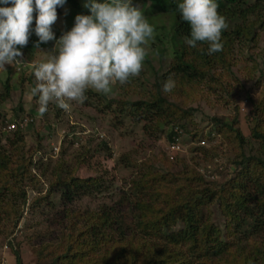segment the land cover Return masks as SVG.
Returning a JSON list of instances; mask_svg holds the SVG:
<instances>
[{
    "label": "trees",
    "instance_id": "trees-1",
    "mask_svg": "<svg viewBox=\"0 0 264 264\" xmlns=\"http://www.w3.org/2000/svg\"><path fill=\"white\" fill-rule=\"evenodd\" d=\"M147 2L143 14L148 17H160L162 14L166 16L167 22V26L162 22L152 25L158 31L154 38L156 41L151 45L157 66L153 67L149 53L143 62V68L150 70L149 79L146 78L149 93L141 99L121 101L118 113L120 116L126 114L125 117H130L136 123L141 122V128L148 133L156 132L157 126L169 125L165 134L169 143L175 142L181 133H187L191 140L196 141L197 145L191 147L196 150L204 148V145L198 144L199 141L204 142L213 133H219L229 149L238 150L237 160L234 158L231 162L234 165L241 164L243 168L233 178L209 186L201 173L193 168L184 167L173 172L169 170L167 160L164 161V169L144 164L131 181L130 189L121 191L117 201L112 205L101 204L95 211L86 214L82 218L85 223L78 227L76 234L68 232L62 238H57L56 248L62 250L54 254L51 264H264V181H256V175L247 172L251 164L260 172L264 169V159L261 158L264 148L261 149L262 154L257 156L242 151L243 139L237 127H233L238 119L236 114L223 119L210 117L205 112L196 116V106H183L187 103L186 98L191 102L196 99L194 95L201 93V86L210 90L214 83L221 91L227 92L223 88L227 76L230 75L236 81L231 72L234 65L233 49L241 41H253L260 37L264 29V0H216L218 11L227 18L229 27L222 33V51L212 55L207 53L206 43L197 42L196 48L185 43L184 37L190 38V25L181 19L178 10L183 0H132L134 6L140 7ZM86 3L66 0L64 5L72 8L77 15H89V9L84 6ZM33 15L32 32L25 47H48L54 40L39 42L34 31L35 11ZM255 30L261 31L254 33ZM55 32L57 39L59 34ZM167 45L169 54L165 52ZM253 69L258 70L256 62L253 63ZM259 71V77L252 81L261 85L264 84V71ZM142 72L140 74L144 77L145 73ZM220 76L223 78L220 79ZM169 77L175 80V88L170 93H164L163 84ZM2 88L0 98H6L8 78ZM248 100L254 104V112L262 116H252L251 137L264 147V85L258 98L249 97ZM33 112L31 108L27 116ZM183 118L191 119V122L211 120L209 125L213 124V131L208 130L203 136L196 134V131L185 130L186 123H181ZM13 119L3 118L0 126ZM28 119V123L32 122V118ZM4 134L0 136V213L13 210L9 216L18 219L23 211L21 206H37L39 201L36 199L43 200L45 195L31 198L25 206L26 193L19 186L22 180L36 183L37 178L31 172L35 162L30 155L24 156L22 150L17 151L18 148L14 146L16 140L22 137L21 129ZM7 144L8 150L5 149ZM101 151L106 153L104 141H99L93 147L92 154ZM106 157H110V153H106ZM207 157L210 159V156ZM56 165L53 171L56 181L54 186L49 183L52 188L48 189L47 194L58 193L62 210L72 199L94 196L110 188L111 183L106 184L108 179L101 174L83 178L75 175L61 177L57 169L59 165ZM251 179L253 194L244 189L246 180ZM20 199L21 203H18ZM45 202L50 207L55 205L50 199ZM215 203L216 208L227 217L223 220V231L209 217L199 216L202 208ZM122 206H126V211L133 219V227H128L124 222L127 213ZM17 219L8 221L12 229H16ZM12 220L14 222L11 223ZM60 221L57 220L56 224L59 225ZM179 222L183 226L172 230L173 225ZM255 236H261L259 241L254 239ZM7 244L14 254L15 263L20 264L18 249H13L9 241ZM38 247H42V244ZM36 252L39 257L42 250Z\"/></svg>",
    "mask_w": 264,
    "mask_h": 264
},
{
    "label": "rangeland",
    "instance_id": "rangeland-1",
    "mask_svg": "<svg viewBox=\"0 0 264 264\" xmlns=\"http://www.w3.org/2000/svg\"><path fill=\"white\" fill-rule=\"evenodd\" d=\"M80 1L88 3V0ZM147 5L148 2L138 7L143 10ZM57 14L58 19L52 25V31L53 33L57 31L60 38L64 32L70 31L74 26L77 12H73L72 8L63 5L58 8ZM145 17L153 26L161 22L167 26L165 15ZM255 31L254 33H259L261 30ZM157 34L158 31L155 29L154 35ZM59 38L57 37V40ZM257 39L259 41H256ZM257 39L241 41L233 49L234 65L231 67V72L236 81H233L230 75L227 76V80L223 82V88L227 92L221 91L220 87L215 86L214 83L210 90L208 87L203 89L201 86V93L194 95L196 99L191 102L189 98H186L187 103L183 105L185 107L196 106L197 110L194 113L196 116L198 113L205 112L210 117L223 119L236 114L238 119L233 127H237L238 133L243 139L242 151L254 156L262 154L261 149L264 147H261V143L251 137V119L253 115L262 116L254 112V104H251L248 98H258V93L264 85L252 81L261 74L259 70L262 72L263 69L264 71V58H262L264 55V29ZM155 41L149 42V53L153 59L151 63L154 68L157 66L154 61L156 56L151 45ZM55 43L54 40L49 43L48 47L42 49L20 48L24 62L11 66L6 65V69H0V92L3 91L2 85L6 78L9 83L8 96L0 98V121L3 118H32V122L21 129V139H17L14 143L15 148H18L17 151L22 150L24 156L30 155L35 162L31 172L34 173L38 182L22 180L19 186V189L23 188L26 193L25 206L31 198L45 195L43 200L35 198L36 201H39V203L36 202L37 206H21L23 211L18 219L9 216L13 210L0 213V263L4 264H16L14 254L7 244L8 241L13 249H18L20 264H51L54 254L62 250V248L60 250L56 248L57 238H62L68 232L76 234L78 227L84 225L85 222L82 221V218L86 214L95 211L101 204L112 205L115 200L117 201L121 191L130 189L131 181L135 179L144 164L160 166L161 169H164L166 166L164 161L167 160L168 168L173 172L184 167L193 168L201 173L209 186L233 178L243 168L241 164L234 165L231 162L234 158L237 160L238 150L229 149L219 133L212 132L213 135L208 140L199 141L198 144L204 145V148L196 150L191 148L197 145L196 141L191 140L187 133H181L175 142L169 143L165 137L169 125H162L161 121L159 123L162 126L160 128L157 126L156 132L148 133L141 128V122L132 121L130 117H125L126 114L120 116L118 108L121 107V101L141 99L149 93L150 87L146 82V78L150 74L149 69L143 68L144 77L140 74L124 85H120L118 82L113 84L112 92L108 95L89 88L85 92L84 102L72 101L68 111L50 102L44 116H39L38 97L31 95V88L35 86L31 65L45 59L46 53L44 52L51 51ZM165 52L167 54L170 52L168 45ZM253 61L256 62V65L258 64V70L253 69ZM262 74L264 75V72ZM222 78L223 76H220V79ZM31 108L34 109V112L29 117L27 113ZM194 118L196 117L194 116ZM191 121V119L185 118L181 120V123H186L185 130L196 131V134L199 135L205 134L208 130L213 131V124L209 125L211 120ZM4 135L3 133L1 137ZM99 141L105 142L106 153H110V157H106L105 151L92 154L94 153L93 147ZM7 146L8 144L5 147L6 150H8ZM207 156H210V159ZM261 158L264 159V154ZM56 164L59 165L57 169L60 171L61 177L62 175L65 177L75 175L83 178L101 174L102 177L108 179L106 184L111 183L109 186L111 189L107 190L106 188L94 196L87 195L72 199L66 203L67 205L62 210L58 203V193L49 192L47 194L48 189L54 186L56 181V176L53 175ZM252 165L247 168L248 174L251 175L253 172L256 175L254 176L256 181H264V169L260 172L257 167ZM245 184L244 189L253 194V180H246ZM47 199L52 200L55 205L47 206L45 202ZM18 203H21V199L20 202L18 200ZM215 205L216 203L202 208L199 216L209 217V220L213 224L219 225L220 230L223 231V220L227 217ZM122 208L127 213L124 222L126 225L128 224V227H133L134 224L131 222L133 219L126 211V206H122ZM11 219H17L15 220L16 229L10 227L8 221ZM57 220H61L59 225L56 224ZM248 220L250 221V218ZM12 222L14 221L12 220ZM182 226L180 222L175 223L172 230H177ZM260 237L255 236L254 239L259 241ZM41 244L43 248L38 247ZM38 249L42 250L39 257L36 252Z\"/></svg>",
    "mask_w": 264,
    "mask_h": 264
},
{
    "label": "clouds",
    "instance_id": "clouds-1",
    "mask_svg": "<svg viewBox=\"0 0 264 264\" xmlns=\"http://www.w3.org/2000/svg\"><path fill=\"white\" fill-rule=\"evenodd\" d=\"M65 2L0 0V69L24 62L20 48L29 41L34 11L39 42L56 41L51 51L44 52L45 59L31 65L35 77L31 95L38 97L41 117L50 102L68 111L72 101L84 102L89 88L108 95L113 84L124 85L138 77L149 55V42L155 38L154 27L132 0H88L84 6L90 14H78L71 30L57 40L52 25L58 19L57 7ZM218 9L216 0L179 4L181 19L190 25V38L184 37L188 46L196 48L201 42L208 45L209 55L222 51V33L229 24ZM174 88L175 80L169 77L162 91L170 93Z\"/></svg>",
    "mask_w": 264,
    "mask_h": 264
},
{
    "label": "built area",
    "instance_id": "built-area-1",
    "mask_svg": "<svg viewBox=\"0 0 264 264\" xmlns=\"http://www.w3.org/2000/svg\"><path fill=\"white\" fill-rule=\"evenodd\" d=\"M30 119H28L27 117H24L22 119H16L13 121H6L4 123V125L0 126V136L7 131H11L14 129H22L24 126H26V124L28 123ZM0 264H4V263H0Z\"/></svg>",
    "mask_w": 264,
    "mask_h": 264
}]
</instances>
